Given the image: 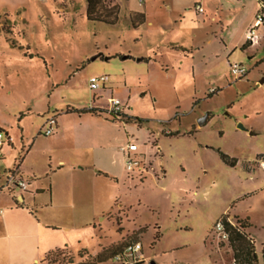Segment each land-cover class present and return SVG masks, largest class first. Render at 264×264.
<instances>
[{
    "label": "rangeland",
    "instance_id": "374dc122",
    "mask_svg": "<svg viewBox=\"0 0 264 264\" xmlns=\"http://www.w3.org/2000/svg\"><path fill=\"white\" fill-rule=\"evenodd\" d=\"M144 1L109 0L106 7H119L112 26L87 21L85 0H0V124L16 145L7 147L0 175L5 183L6 170L17 169L39 138L24 178L29 185L34 171L33 179L51 184L61 207L38 211L37 222L51 230L30 243L54 252L40 264L111 257L137 242L145 264H234L229 241L214 232L228 215L233 225L248 220L241 231L264 264V27L260 45L241 46L260 7L255 0ZM236 64L245 78L232 73ZM102 76L108 82L92 91L90 79ZM111 98L122 103L120 119L107 113ZM68 107L96 109L111 121L75 122L87 134L85 150L71 146L72 126L59 143L39 136L53 110ZM130 144L142 172L128 171L122 149ZM58 155L67 161L60 173ZM77 165L87 168L72 171ZM9 255L0 249V264Z\"/></svg>",
    "mask_w": 264,
    "mask_h": 264
},
{
    "label": "crops",
    "instance_id": "0c3cea01",
    "mask_svg": "<svg viewBox=\"0 0 264 264\" xmlns=\"http://www.w3.org/2000/svg\"><path fill=\"white\" fill-rule=\"evenodd\" d=\"M115 1L118 4V0ZM142 4H145L144 0ZM143 8H145V6H143ZM168 9L172 10L173 8L171 5H168ZM142 17L143 15L140 16V18ZM143 22L144 21L142 20V24ZM254 24L255 21H252L243 33V39L241 44L243 49H245L246 47L248 48L256 47V46H250V44L247 42V33ZM0 53L4 54L5 51L2 50ZM118 56L122 58V54H119ZM98 57L101 59H105L103 54H99ZM110 58L112 59V57H109L106 58L105 60L107 61ZM129 58L132 59L133 57L127 56L125 59L128 60ZM142 60L145 59H141L140 61ZM147 60H149L150 62L151 59H147ZM6 68H8L7 65L4 66V72L7 74L8 71ZM0 84L2 86L1 81ZM103 88L106 90L107 88L106 85H104ZM93 100L96 101L95 98ZM68 110H72L73 112L68 113ZM53 111L57 113V116L47 117L49 119H47L44 125L41 127V129H39V136L40 135L44 136V131L47 127L48 120L54 118L56 121L55 134L48 138H53L54 142L59 143L60 141L65 139V137L67 136L66 133L70 131L69 128L70 126H72L74 129L72 131V134L70 135L72 139L71 146L75 150L81 151V150H85L86 148H89L85 144L86 142H88L87 134L85 132L79 131L78 129H75L76 127L75 122L77 123L81 122L83 124H86L89 121L95 120V121L111 123L109 118L104 117L103 115L81 113L83 109L76 110L71 107H68L67 109H62V110L60 109V111L59 109H54ZM43 116L45 115L43 114ZM0 131H5L6 133L9 134V136L12 137V135L9 132V129H7L3 124H0ZM31 139L29 142H31ZM21 141L23 142V139ZM38 142H39V138H35L33 140V143L30 147L31 149L28 151L26 159L29 157V155L31 154L35 145H37ZM15 146L16 145L14 144V141L13 143H5V145L1 148L2 156L0 157V161H3L5 156L8 157L11 154V152H9L7 147H10L12 151H14L16 148ZM51 158L52 157H49L50 161ZM26 159H23L22 164L14 171H9V169H7L6 171H8L9 175L13 172L19 171V175L16 176V178L19 179L22 178V180L26 182L24 178L25 176L24 168H25ZM56 166L58 167L56 172L59 173L62 172V170L67 167V161L64 155H58V157H56ZM93 167H94L93 169H95L94 164ZM85 168L87 167H80V166L78 167L77 165V167H72L73 170L72 169L71 170L81 173ZM89 168L92 169L91 167ZM27 172H30L31 175H29V181H28L29 185L27 184L26 190H22L14 186V182H10L9 177L6 178L4 183L5 178L1 177L0 175V249L4 250L5 252L11 255V257H7L8 259L1 260V264H40L42 261L47 259L48 255L54 253L52 251L47 253V250H43L42 253H40L39 252L40 248L38 247V245L35 244L34 242L30 243V239L41 237L42 235H47L46 231L49 229L51 230V228L48 227L46 224L42 225L41 221L37 222L36 216L38 215V211L39 210L42 211L44 209L57 210L58 208L61 207L60 204L54 202L55 199H54V191L52 185L48 184V186H44L41 180L33 179V177L36 174L34 171H27ZM76 172L75 174L73 173L74 177H77ZM53 173H55V170L53 171ZM16 189L18 191H16ZM43 196H47L48 200L46 202L41 203L40 201H38V198ZM85 223H87L86 226H90L92 224L91 220ZM141 254L143 255L142 251ZM143 257L145 258L144 255Z\"/></svg>",
    "mask_w": 264,
    "mask_h": 264
},
{
    "label": "built area",
    "instance_id": "2783aa9c",
    "mask_svg": "<svg viewBox=\"0 0 264 264\" xmlns=\"http://www.w3.org/2000/svg\"><path fill=\"white\" fill-rule=\"evenodd\" d=\"M140 2H143V0H139ZM196 9L199 12H203V9L201 7H196ZM264 26V12L259 13L258 18L255 22V24L250 28V30L247 33V42L250 44V46H258L261 42V36L258 33L259 28ZM231 71L232 73L238 78L242 79L245 78L248 74L247 69L242 65H231ZM108 82V77L102 76L100 78H91L90 79V89L92 91L98 90L100 88L101 83L105 84ZM214 93V90L212 91ZM107 113L109 116H114L116 118H121L124 113V109L122 106V103L119 99L111 98L109 101V108L107 110ZM55 125L56 121L54 118H51L47 122V127L44 131V136L51 137L55 134ZM13 138L9 136L8 133L5 131H0V157L1 155V148L5 145V143H13ZM137 151L136 145L130 144L127 147L122 149V152L124 153L125 157L128 160V171L133 172L136 169L138 171L142 172L144 171V168L140 166V163L134 161L131 159L132 154H135ZM264 169V167H263ZM18 171L13 172L10 174V182H14V186H17L18 188L22 190L27 189V183L24 182L22 179L16 178L18 176ZM229 222L230 220H226ZM231 223V222H229ZM232 224V223H231ZM214 232L217 235L218 240L220 241H229L230 236L229 233L226 230V224L224 220H219L215 224ZM142 245L141 243H132L127 245L120 254L116 255L115 262L117 264H145L143 255L141 254Z\"/></svg>",
    "mask_w": 264,
    "mask_h": 264
},
{
    "label": "trees",
    "instance_id": "16d2710c",
    "mask_svg": "<svg viewBox=\"0 0 264 264\" xmlns=\"http://www.w3.org/2000/svg\"><path fill=\"white\" fill-rule=\"evenodd\" d=\"M109 0H85V16L87 21L92 23H106L108 25H116L119 19V7L114 5L112 7H106V3ZM128 1V0H125ZM260 11L264 12V0H256ZM142 24V23H141ZM96 58H99L98 56ZM130 59V58H129ZM72 110H68V113H72ZM81 113L90 114H101L102 111H97L96 109H86L81 111ZM114 119H120L112 116ZM222 159L231 167H235L236 163L234 160L230 159L228 156L221 154ZM19 175V171H18ZM22 179V178H21ZM17 187V186H16ZM228 215L223 219L226 224V230L229 233L230 239L229 244L234 252V264H259V258L256 252L255 243L249 238L247 234L241 230H246L250 225L248 220L236 219V225L227 222ZM123 248L113 256H107L105 253H100L96 256H88L84 261L79 264H102L109 260H115L116 255L122 252ZM54 255V253L48 255L47 259ZM264 257V251H263Z\"/></svg>",
    "mask_w": 264,
    "mask_h": 264
},
{
    "label": "water",
    "instance_id": "95a60500",
    "mask_svg": "<svg viewBox=\"0 0 264 264\" xmlns=\"http://www.w3.org/2000/svg\"><path fill=\"white\" fill-rule=\"evenodd\" d=\"M94 60H95V59H94ZM206 120H207V118H206L205 120H204V119H203V120H200V121H199V125H200V126H203V125L206 123ZM239 128L245 130V128H244L241 124L239 125Z\"/></svg>",
    "mask_w": 264,
    "mask_h": 264
}]
</instances>
